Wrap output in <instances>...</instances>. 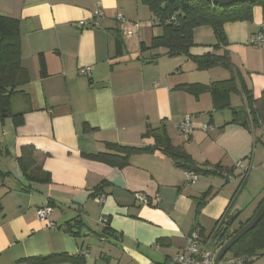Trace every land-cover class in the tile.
Returning a JSON list of instances; mask_svg holds the SVG:
<instances>
[{
  "label": "crops",
  "instance_id": "0c3cea01",
  "mask_svg": "<svg viewBox=\"0 0 264 264\" xmlns=\"http://www.w3.org/2000/svg\"><path fill=\"white\" fill-rule=\"evenodd\" d=\"M97 1L101 17L93 15ZM146 8L140 0H0V15L18 21L20 65L29 77L11 98V114L22 113L23 122L15 125L12 117L0 124V264H37L61 253L80 254L86 264H173L192 231L206 239L237 212L233 231L264 198V124L229 123L230 109L215 110L209 92L176 88L224 80L232 71L219 64L197 69L188 56L147 48L161 31ZM118 12L138 23L130 35ZM223 31L226 44L214 50L211 26L195 27L190 54H226L233 72L260 97L264 45L250 39L264 34L262 8L253 7L251 20L224 23ZM84 67L88 73L80 72ZM230 105L243 109L240 91L231 94ZM185 118L189 135L178 129ZM206 124L211 129L204 131ZM148 127L164 129L201 167H233L231 178L200 174L187 181L159 150L134 154L123 168L83 155L105 150L106 143L153 145V137L142 135ZM23 146L33 147L39 180L28 179L18 164ZM99 186L101 202L92 196ZM45 205L55 228L36 217ZM218 247L208 244L212 252ZM251 264H264V254Z\"/></svg>",
  "mask_w": 264,
  "mask_h": 264
},
{
  "label": "trees",
  "instance_id": "16d2710c",
  "mask_svg": "<svg viewBox=\"0 0 264 264\" xmlns=\"http://www.w3.org/2000/svg\"><path fill=\"white\" fill-rule=\"evenodd\" d=\"M140 1L148 8L154 24L162 28L161 34L153 36L147 48L163 47L170 57L177 55L188 56L195 61L197 69H208L219 64L232 71V75L224 80L214 81L208 84L198 82L181 83L176 85V88L185 90L194 95L209 92L215 110L230 109L231 119L229 123H238L247 128L255 124H264V91L261 93L260 97H254L251 90L248 89L240 79L238 73L233 72V68L226 54L217 55L211 52L202 56H193L189 52L190 48L195 45L193 40V30L195 27L202 25L211 26L216 39V42L212 46L215 50L226 44L223 31L224 23L251 20L254 6H260L264 14V0H237L223 4L212 3L209 0ZM19 37L18 21L14 18L0 15V108H4L3 112L6 113L5 116L9 114L12 115L15 125H19L23 122V116L22 113L11 114V98L17 92V89L29 80L27 72L20 65ZM116 46L117 49L120 48V39H118ZM143 47L142 45V48ZM41 64L42 67L43 63ZM238 91L242 93L244 98L243 109H237L230 105L231 94ZM142 135L144 137H153L154 144L147 146H132L106 143L105 150L83 155L86 158L104 162L111 167L123 168L129 164V159L132 155L159 150L170 157L174 165L182 169L185 173H191L194 176L200 174H224L227 178H231L229 173H231L233 167H222L218 164L213 168H205L197 165L181 146L172 144L170 138L162 128L148 127ZM33 152L32 146H23L17 160L21 170L28 179L39 180L37 176H35V171L39 167L35 164ZM3 174L4 173L0 171V176H3ZM45 174L46 179L44 180H48L49 175L48 173ZM100 189H102L101 186L95 188L92 192L94 198L102 195ZM209 191V189L206 190L198 198V208L204 205ZM263 200L264 198L259 205ZM226 220H222V227L217 229V232L215 231V233H213V238L211 239V241L219 246L226 239V237L223 236L217 241L219 234L225 226ZM247 221L241 223L232 233H235ZM229 229L230 228H227V230ZM72 233L78 235V232H76L74 228ZM263 244L264 215L251 230L245 233L230 247L228 250L230 258L228 259H234V261L239 264H251L255 258L264 254V251H262ZM35 262L37 264L62 262L86 264L82 255L69 253L52 254L47 257L37 258ZM173 264L175 263L173 262Z\"/></svg>",
  "mask_w": 264,
  "mask_h": 264
},
{
  "label": "built area",
  "instance_id": "2783aa9c",
  "mask_svg": "<svg viewBox=\"0 0 264 264\" xmlns=\"http://www.w3.org/2000/svg\"><path fill=\"white\" fill-rule=\"evenodd\" d=\"M100 5L101 3L99 1L96 2L95 8L93 10V15L95 17H101L103 15L102 11L100 10ZM116 20L121 23L122 25H131L129 28L124 29L127 35H130L133 30L139 27L138 23H129L121 13H116L115 14ZM87 22L84 20L78 21V24L80 26L85 25ZM250 43L255 46H263L264 45V34L262 33H257L254 34L251 39ZM89 67H84L80 69V72L82 73H88ZM202 130L207 131L211 129V126L206 124L202 125ZM178 129L183 135H189L191 130H192V125L191 122L188 118L183 119L179 124H178ZM241 161H238L234 164V166H240ZM186 180L187 181H192L194 178V175L191 173H185ZM97 201L101 202L103 197L102 195L96 196L95 197ZM135 198L140 201L141 203H147V198L140 194L136 193ZM52 212V208L49 205H45L42 207H39L36 210V217L40 221L46 222V226L49 228H55V223L53 221L48 220L50 214ZM99 222L105 225L106 219L105 218H100ZM213 238V234H210V236L205 238L201 237V234L197 231L194 230L192 231L186 238V243L184 248L177 252V254L174 255L172 258V261L175 264H213V257L215 254V251H211L208 249V244ZM225 264H239L234 261V259H227Z\"/></svg>",
  "mask_w": 264,
  "mask_h": 264
},
{
  "label": "water",
  "instance_id": "95a60500",
  "mask_svg": "<svg viewBox=\"0 0 264 264\" xmlns=\"http://www.w3.org/2000/svg\"><path fill=\"white\" fill-rule=\"evenodd\" d=\"M209 1L212 3L223 4V3H229V2L237 1V0H209ZM3 111H4V108L1 109V112H2V115L5 116L6 113H4ZM263 215H264V200L255 210L252 217L235 233H232L231 225L237 216V212L233 213L226 220L225 226L223 227L222 232L219 234L217 238V241H219L223 236L226 237V239L222 242V244H220V246L215 251V254L213 257V264H220V261L222 260L225 253L230 249V247L236 241H238L245 233L251 230L256 225V223L259 222V220L262 218ZM227 228H230V229L227 230Z\"/></svg>",
  "mask_w": 264,
  "mask_h": 264
},
{
  "label": "rangeland",
  "instance_id": "374dc122",
  "mask_svg": "<svg viewBox=\"0 0 264 264\" xmlns=\"http://www.w3.org/2000/svg\"><path fill=\"white\" fill-rule=\"evenodd\" d=\"M146 11H149V10L146 8ZM154 25H155V24H154ZM153 27H158L159 31L162 30V28H161L160 26H158V25L153 26ZM12 102H13V103H12V111L15 112L14 101L12 100ZM1 109H2V108H0V117H2ZM10 120H12V116L9 114L8 117H2V118H0V124H1L2 121H4V122H9ZM242 217L244 218V216H242ZM228 258H230V253H229V251H227V252L225 253V255L223 256L222 260L220 261V264H225V262H226V260H227Z\"/></svg>",
  "mask_w": 264,
  "mask_h": 264
}]
</instances>
